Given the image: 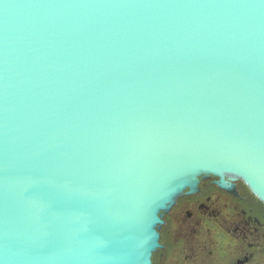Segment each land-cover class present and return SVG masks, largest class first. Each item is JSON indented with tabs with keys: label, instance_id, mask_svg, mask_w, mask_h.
Masks as SVG:
<instances>
[{
	"label": "water",
	"instance_id": "1",
	"mask_svg": "<svg viewBox=\"0 0 264 264\" xmlns=\"http://www.w3.org/2000/svg\"><path fill=\"white\" fill-rule=\"evenodd\" d=\"M210 177L264 203V0H0V264H153Z\"/></svg>",
	"mask_w": 264,
	"mask_h": 264
},
{
	"label": "flooded vegetation",
	"instance_id": "2",
	"mask_svg": "<svg viewBox=\"0 0 264 264\" xmlns=\"http://www.w3.org/2000/svg\"><path fill=\"white\" fill-rule=\"evenodd\" d=\"M217 180L164 214L153 264H264V203L240 179L230 181L236 192Z\"/></svg>",
	"mask_w": 264,
	"mask_h": 264
}]
</instances>
